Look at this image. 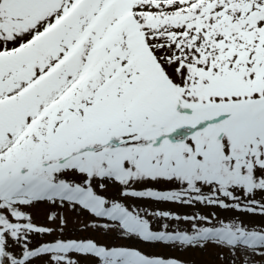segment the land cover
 Masks as SVG:
<instances>
[{"label":"snow or ice","instance_id":"snow-or-ice-1","mask_svg":"<svg viewBox=\"0 0 264 264\" xmlns=\"http://www.w3.org/2000/svg\"><path fill=\"white\" fill-rule=\"evenodd\" d=\"M256 216L264 0H0V264H264Z\"/></svg>","mask_w":264,"mask_h":264},{"label":"rangeland","instance_id":"rangeland-1","mask_svg":"<svg viewBox=\"0 0 264 264\" xmlns=\"http://www.w3.org/2000/svg\"><path fill=\"white\" fill-rule=\"evenodd\" d=\"M161 207H170V206H165L161 205ZM183 211H188V210H183ZM207 211V210H205ZM223 216H231L233 213H221ZM86 216V214H85ZM36 222L37 223H45L44 219V209L43 206L40 211L37 212L36 214ZM84 217H81L83 219ZM247 222H259L264 218H261L259 216L256 217H245ZM38 239V238H37ZM44 239H51V237H44ZM35 242V241H34ZM216 249H208L206 251H201L200 249H190L187 253H176L177 255H183L185 258H191V259H198V260H203V261H211L214 259V254Z\"/></svg>","mask_w":264,"mask_h":264}]
</instances>
